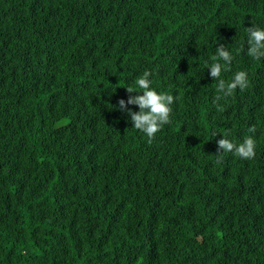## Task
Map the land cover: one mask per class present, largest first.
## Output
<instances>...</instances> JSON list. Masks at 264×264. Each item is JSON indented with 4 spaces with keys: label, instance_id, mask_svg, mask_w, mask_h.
I'll list each match as a JSON object with an SVG mask.
<instances>
[{
    "label": "trees",
    "instance_id": "trees-1",
    "mask_svg": "<svg viewBox=\"0 0 264 264\" xmlns=\"http://www.w3.org/2000/svg\"><path fill=\"white\" fill-rule=\"evenodd\" d=\"M252 25L264 0H0V264H264ZM220 44L249 86L216 101ZM145 71L174 97L151 140L118 109Z\"/></svg>",
    "mask_w": 264,
    "mask_h": 264
},
{
    "label": "clouds",
    "instance_id": "clouds-1",
    "mask_svg": "<svg viewBox=\"0 0 264 264\" xmlns=\"http://www.w3.org/2000/svg\"><path fill=\"white\" fill-rule=\"evenodd\" d=\"M247 55L254 60L264 59V27L252 25L245 28ZM240 49L237 50V54ZM234 53L220 44L216 48L215 54L212 56V62L205 61L206 69L209 70L210 77L216 81V96L215 100L220 101L233 95L239 89L245 90L249 86L248 74L241 70L233 74L230 80H225L222 77L223 73L230 70ZM149 71H145L139 77L135 84L141 91H135L132 88H127L129 93L136 92V95H130L125 101H118V109L127 114L132 123V127L145 134L149 140L155 137L164 125L170 122V114L172 112L171 105L174 97L172 94L158 92L152 87V80ZM129 105L138 106V111H132ZM218 155L231 153L241 159H252L255 156L256 143L255 140L248 136L241 142H235L227 138V133L223 138L217 141Z\"/></svg>",
    "mask_w": 264,
    "mask_h": 264
}]
</instances>
